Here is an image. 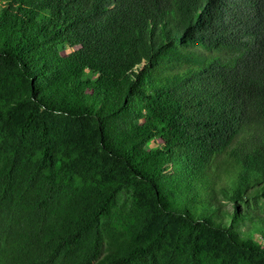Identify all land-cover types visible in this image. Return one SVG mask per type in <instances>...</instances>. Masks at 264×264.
Returning a JSON list of instances; mask_svg holds the SVG:
<instances>
[{
	"label": "trees",
	"instance_id": "16d2710c",
	"mask_svg": "<svg viewBox=\"0 0 264 264\" xmlns=\"http://www.w3.org/2000/svg\"><path fill=\"white\" fill-rule=\"evenodd\" d=\"M260 201L264 0H0V264H264Z\"/></svg>",
	"mask_w": 264,
	"mask_h": 264
},
{
	"label": "rangeland",
	"instance_id": "374dc122",
	"mask_svg": "<svg viewBox=\"0 0 264 264\" xmlns=\"http://www.w3.org/2000/svg\"><path fill=\"white\" fill-rule=\"evenodd\" d=\"M259 203L264 205V203H261V201ZM250 205L251 206H254L255 205V202H251Z\"/></svg>",
	"mask_w": 264,
	"mask_h": 264
}]
</instances>
